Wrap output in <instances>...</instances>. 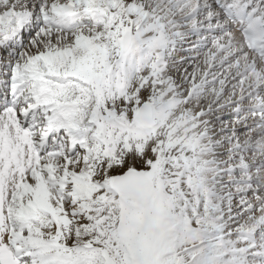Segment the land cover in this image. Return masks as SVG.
Masks as SVG:
<instances>
[{"label":"snow or ice","instance_id":"snow-or-ice-1","mask_svg":"<svg viewBox=\"0 0 264 264\" xmlns=\"http://www.w3.org/2000/svg\"><path fill=\"white\" fill-rule=\"evenodd\" d=\"M0 264H264V0H0Z\"/></svg>","mask_w":264,"mask_h":264}]
</instances>
